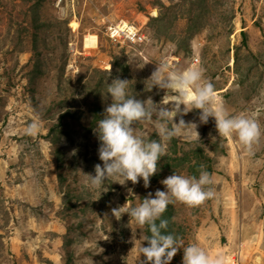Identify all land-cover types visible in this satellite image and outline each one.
I'll list each match as a JSON object with an SVG mask.
<instances>
[{
  "label": "rangeland",
  "instance_id": "1",
  "mask_svg": "<svg viewBox=\"0 0 264 264\" xmlns=\"http://www.w3.org/2000/svg\"><path fill=\"white\" fill-rule=\"evenodd\" d=\"M124 25L141 38L112 37L110 27ZM162 63L200 67L230 115L259 123L258 141L249 153L192 109L174 119L196 130L164 141L177 161L160 159L149 187L113 177L93 188L108 84L127 79L131 95L168 107L175 93L151 88ZM157 124L154 115L134 129L161 139ZM198 160L215 197L171 204V233L224 254L226 264H264V0H0V264H142L148 226L112 210L166 190L161 181L174 172L193 176ZM183 255L180 248L170 264Z\"/></svg>",
  "mask_w": 264,
  "mask_h": 264
},
{
  "label": "clouds",
  "instance_id": "2",
  "mask_svg": "<svg viewBox=\"0 0 264 264\" xmlns=\"http://www.w3.org/2000/svg\"><path fill=\"white\" fill-rule=\"evenodd\" d=\"M150 78L151 88L155 85L166 92L175 93L176 98L170 106L157 105L152 100L148 103L131 95L127 79L114 78L108 84L107 94L112 102L104 109L103 118L97 122L94 130L100 141L98 154L103 164H96L95 174H89L93 188L105 186L104 182L113 177L122 178L121 184L127 181L136 184L142 178L144 187H149L150 178L158 172V162L167 155L164 141L176 137L190 125L196 130L195 123H186L182 118L177 123L174 119L178 114H186L192 109L201 110L199 119L202 123H207L209 117H213L220 136L235 135L240 144L251 152L252 145L261 135L259 123L245 115H230L223 102L217 100L214 85L204 80L200 67L169 70L168 65L162 63L157 65ZM181 105L184 107L181 108ZM154 115L158 119L161 139L146 140L135 131L134 123L151 120ZM169 124L172 126L169 127ZM37 127V124H31L28 133L35 132ZM161 183L166 190L157 189L154 197L149 193L137 206L123 205L112 210L117 219L127 213L139 226H148L150 235L142 240L147 241V246L141 243L139 248L140 254L145 257L142 264H170L180 248L184 252L183 264H226L222 253L210 255L196 243L185 246L177 236L167 231L169 221L162 219L168 205L176 201L194 207L213 199L215 192L211 187L214 183L211 174L202 170L197 178L174 172Z\"/></svg>",
  "mask_w": 264,
  "mask_h": 264
},
{
  "label": "trees",
  "instance_id": "3",
  "mask_svg": "<svg viewBox=\"0 0 264 264\" xmlns=\"http://www.w3.org/2000/svg\"><path fill=\"white\" fill-rule=\"evenodd\" d=\"M246 32H244V34H245ZM103 118V115L101 114V112H100V109L98 110V112H97V117H96V120H100V119H102ZM177 139V138H176ZM156 140H160V138L159 137H156ZM177 141V140H176ZM202 154L204 155V151H202V148L201 149H199V154H198V158L200 157V159L202 160ZM170 158L172 159V160H174V161H177L176 160V158L175 157H170V156H168V155H166L165 157H162L161 158V161L162 160H166L165 161V163L167 164V167L168 166H170V162L172 161H170ZM197 158V159H198ZM186 161V159L185 158H183V159H180L179 158V162H185ZM198 165V167H197V170L194 172V173H192V174H194V175H196V174H199L201 171H202V169H201V167H200V165H201V163L199 162V160L193 165V167L192 168H196V166ZM158 166H160V164L158 165ZM165 166V165H164ZM193 175V176H194ZM155 177H158V174H156V176ZM171 205V204H170ZM170 205H168V208H167V210H166V212L163 214V216H162V219H167L168 221H169V223H168V229H167V231H169V232H171L172 231V229H173V227H175L174 226V222H173V217H172V211L170 212L169 211V209H170ZM157 223H159V221H157Z\"/></svg>",
  "mask_w": 264,
  "mask_h": 264
},
{
  "label": "built area",
  "instance_id": "4",
  "mask_svg": "<svg viewBox=\"0 0 264 264\" xmlns=\"http://www.w3.org/2000/svg\"><path fill=\"white\" fill-rule=\"evenodd\" d=\"M110 30H112L111 31L112 37H117V36H114L115 33H117L118 36L120 35V33H122L123 35L121 37L128 38V40H131L133 42L136 41L137 38L138 39L141 38V36H139L137 30H132V29H130V27L127 28L125 25L122 26L121 28L119 27L118 29L117 28L112 29V27H110Z\"/></svg>",
  "mask_w": 264,
  "mask_h": 264
},
{
  "label": "bare ground",
  "instance_id": "5",
  "mask_svg": "<svg viewBox=\"0 0 264 264\" xmlns=\"http://www.w3.org/2000/svg\"><path fill=\"white\" fill-rule=\"evenodd\" d=\"M117 33L114 34L116 36ZM85 44L88 47H96L97 46V36L96 35H88L87 38L85 39Z\"/></svg>",
  "mask_w": 264,
  "mask_h": 264
}]
</instances>
